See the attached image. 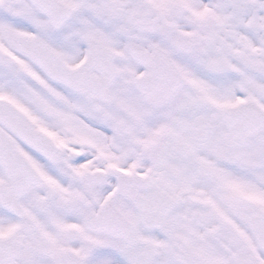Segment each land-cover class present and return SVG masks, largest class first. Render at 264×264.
Returning <instances> with one entry per match:
<instances>
[{
    "label": "snow or ice",
    "instance_id": "snow-or-ice-1",
    "mask_svg": "<svg viewBox=\"0 0 264 264\" xmlns=\"http://www.w3.org/2000/svg\"><path fill=\"white\" fill-rule=\"evenodd\" d=\"M0 264H264V0H0Z\"/></svg>",
    "mask_w": 264,
    "mask_h": 264
}]
</instances>
